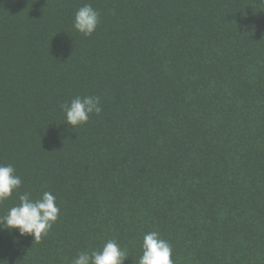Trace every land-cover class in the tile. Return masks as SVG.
I'll list each match as a JSON object with an SVG mask.
<instances>
[{"label": "trees", "instance_id": "1", "mask_svg": "<svg viewBox=\"0 0 264 264\" xmlns=\"http://www.w3.org/2000/svg\"><path fill=\"white\" fill-rule=\"evenodd\" d=\"M90 3L100 23L73 28ZM95 95L71 127L61 105ZM0 164L44 191L38 242L0 230V264H72L158 231L175 264H264V0H0Z\"/></svg>", "mask_w": 264, "mask_h": 264}, {"label": "clouds", "instance_id": "2", "mask_svg": "<svg viewBox=\"0 0 264 264\" xmlns=\"http://www.w3.org/2000/svg\"><path fill=\"white\" fill-rule=\"evenodd\" d=\"M99 23V11L90 3H85L75 12L72 26L78 33L88 37L95 32ZM60 107L65 115L64 123L71 127L83 125L91 115L99 116L102 112L101 99L95 95L77 96ZM21 185L22 179L16 174L14 165L0 164V202L11 198ZM59 214L56 196L51 192L44 191L38 199L23 192L18 194V203L0 215V230L15 229L19 236L30 235L38 242L48 235ZM140 251L137 264H175L172 245L158 231L143 235ZM128 258L126 248H122L115 240H107L99 249L79 251L72 264H124Z\"/></svg>", "mask_w": 264, "mask_h": 264}]
</instances>
